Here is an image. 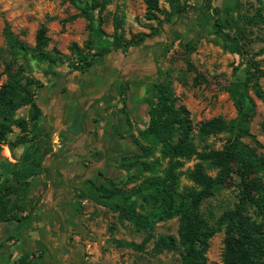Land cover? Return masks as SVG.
Returning a JSON list of instances; mask_svg holds the SVG:
<instances>
[{
    "label": "rangeland",
    "instance_id": "obj_1",
    "mask_svg": "<svg viewBox=\"0 0 264 264\" xmlns=\"http://www.w3.org/2000/svg\"><path fill=\"white\" fill-rule=\"evenodd\" d=\"M73 1L82 4L100 0ZM177 1L184 8L178 14L165 0H157L160 9L156 13L157 19H147L143 0H106L99 12L92 10L97 25L91 36V47L86 49L83 44L88 37L87 21L71 0H0V48L5 47L2 34L4 22L8 23L18 40L29 46L34 45L35 31L43 25L47 37L46 49H54L60 55L55 62L37 59L29 53L24 59H17L24 67V75L31 79L29 88L35 95L42 89H48V86L59 88L63 85L65 88L76 76L81 86L90 83L83 95L78 96L83 107L89 103L83 113L80 112L87 118L86 132L80 136V145L74 150L69 147L66 154L75 157L76 164L71 169V175H77L68 180L67 192L55 194L52 199H46L50 188L46 183L31 191L32 197L26 204L31 226L19 238L4 239L9 232L8 224L0 223V264H25L27 261L32 264L40 250L44 251L48 264H179L176 252L152 249L156 235L176 236V217L155 223L151 232L153 237L140 244L145 233L136 230L129 222L119 220L116 212L81 198H76L81 204L79 213H73L67 204L75 199L78 181L91 176L95 169H100L101 176L110 177L122 190L130 189L147 175L140 171L138 161L143 158L127 166L131 161L128 158L121 165L119 159L112 156V146L115 139L125 144L131 142V136L138 143L147 144L146 111L154 103L155 96L152 83L169 81L176 104H182L187 109L195 126L199 121L214 116L225 120L232 118L235 115L229 95L232 85L243 80L244 67L249 62L264 69V24L254 23L251 17L256 11L264 12V0H238L236 9L230 12L233 26L223 32L234 38L236 43L214 34L210 19L199 13L207 3L210 7L219 8L222 0ZM207 13L211 14V9ZM114 18L120 21L118 31L123 39L150 30H157L158 34L125 51L111 50L103 58H96L95 66L85 74L78 73L72 68L78 59L71 44L75 43L86 55L107 45L106 39L112 34ZM1 72L0 59V83L5 80V74ZM257 82L264 90V78L259 77ZM61 93L64 95L66 92L62 90ZM244 99L254 104L248 130L259 145L255 146L248 137L239 140L254 148L255 153L264 159V134L260 129V123L264 121V103L252 94L249 83ZM106 100L110 109L106 112L112 117V122L103 133L97 134L95 128L92 141L87 142L91 131L89 123L93 124V120L88 121L95 109H104L99 104H104ZM98 101L101 102L98 104ZM227 136L226 132L217 133L203 142L194 140V145L197 150L203 145L218 149ZM137 150L134 145L130 148L126 145L121 153ZM180 161L179 188L191 185L185 172L198 158L194 154ZM206 172L209 175L214 173L207 169ZM261 178L264 182V175ZM12 182L13 177L3 179L0 187ZM237 183L238 179L233 176L230 184L208 198L201 209L216 215L232 207L239 193ZM58 195L64 199L58 201ZM60 202H63L62 207ZM247 212L255 217L251 207ZM261 222L264 234V216ZM222 239V230L208 239L205 251L208 262L220 264ZM27 248L34 253L23 259L21 255Z\"/></svg>",
    "mask_w": 264,
    "mask_h": 264
},
{
    "label": "trees",
    "instance_id": "obj_2",
    "mask_svg": "<svg viewBox=\"0 0 264 264\" xmlns=\"http://www.w3.org/2000/svg\"><path fill=\"white\" fill-rule=\"evenodd\" d=\"M106 0L84 2L71 0L87 21L88 37L84 48L90 49L91 36L96 27L92 10L103 8ZM175 13L184 8L177 0H165ZM145 17L157 19L160 9L157 0H143ZM238 0H222L219 8L206 4L200 15L210 19L213 33L224 40L235 42L224 29L231 28L230 12L234 11ZM211 9L212 13H207ZM254 23L264 24V12L252 14ZM208 20V19H207ZM120 21L114 18L112 34L107 37V45L93 51L90 55L81 53L75 43L71 48L77 53L76 65L72 67L78 72H86L95 66V59L103 58L111 50L125 51L130 46H138L150 36L158 34L157 30L148 33L139 32L130 38L123 39L118 31ZM5 47L0 48L2 74L5 80L0 83V144L6 141V134L16 126L20 131L26 129L29 122L37 119L40 110L34 100V93L29 88L31 79L24 75V67L17 62L26 54L55 62L60 59L54 49H46L47 37L45 27L39 25L34 35V45L29 46L18 40L10 31L7 22L2 28ZM242 81L232 85L229 95L235 108V115L227 120L214 116L192 125L187 109L176 104L170 82L163 80L152 83L155 90L154 103L146 111L147 137L146 145L138 143L131 136L132 145L137 151L121 153L123 144L114 140L113 158L121 162L130 159L127 166L139 160L140 171L146 172L143 179L128 190L117 187L108 176H101L100 169H95L89 177H84L77 184L75 199L68 201L73 213H79L81 204L76 198L87 199L114 212L119 220L129 222L136 230L145 233L140 244L152 238L155 223L176 217V236L158 234L153 238L152 249L157 252L173 251L179 255V264H216L208 262L205 251L208 239L217 231H223L220 264H264V234L261 219L264 216V159L257 155L254 148L240 142V138L248 137L254 145L259 143L248 130V121L253 114L254 104L245 101L244 95L249 83L252 94L264 103V90L258 84L259 77L264 78V69L254 62L244 67ZM28 105V120L14 117V111L20 106ZM264 134V121L260 123ZM226 132L227 139L221 148H210L205 145L197 150L194 140L203 142L208 136ZM197 155L198 161L185 172L191 185L179 188V167L181 158ZM109 159H107L108 161ZM122 160V161H121ZM131 162V163H130ZM122 165V164H121ZM207 170H213L209 175ZM235 176L238 179L239 193L232 207L221 210L214 215L205 213L202 204L220 188L230 184ZM13 182L0 187V223L12 225L4 239L19 238L21 229L30 227L31 218L25 210L30 201L31 191L36 188L35 179L26 180L25 173H15ZM252 208L255 217L248 213ZM258 217V218H256ZM34 250L27 248L21 258L25 259ZM27 261L25 264H30ZM32 264H48L44 259V251H39Z\"/></svg>",
    "mask_w": 264,
    "mask_h": 264
},
{
    "label": "crops",
    "instance_id": "obj_3",
    "mask_svg": "<svg viewBox=\"0 0 264 264\" xmlns=\"http://www.w3.org/2000/svg\"><path fill=\"white\" fill-rule=\"evenodd\" d=\"M111 70L115 72L114 69ZM80 74H85V72ZM77 79V76L72 77L71 85L65 88L63 85L59 88L48 86V89H42L34 95V100L40 110L37 119L29 122L23 131L12 126L11 131L6 134V141L0 144V181L12 178L15 173H25L26 180L35 179L37 181L36 187L45 183L48 187L50 186L46 199H52L55 194L67 192L68 180L77 175L76 173L71 175V169L76 163L74 162L75 157L66 155L67 150L69 147L74 150L80 145V136H84L87 124V118L80 112L89 105L88 103L83 107L78 96L83 95L90 83L83 85L84 88L77 82ZM62 90L66 92L64 95L61 93ZM100 102L98 101V104ZM107 103V100L104 104L100 103L99 105L104 106V109L101 111L95 109L94 115L92 114L93 116L89 119L88 122L93 120V124L89 123L91 131L90 139H86L87 142L92 141L91 135L95 128L96 133L100 134L111 124L112 117L108 116L110 109ZM28 108V105L20 106L14 111V117L28 120ZM120 119L123 120L121 116ZM61 196L58 195V201L64 199ZM62 205L63 202H60V207ZM25 213H27L26 207L20 214ZM11 228L12 225L8 224V230ZM28 228L21 229L20 235Z\"/></svg>",
    "mask_w": 264,
    "mask_h": 264
},
{
    "label": "flooded vegetation",
    "instance_id": "obj_4",
    "mask_svg": "<svg viewBox=\"0 0 264 264\" xmlns=\"http://www.w3.org/2000/svg\"><path fill=\"white\" fill-rule=\"evenodd\" d=\"M123 144V146H126L127 145V147H132V143L131 142H129V143H127V144H125V143H122Z\"/></svg>",
    "mask_w": 264,
    "mask_h": 264
}]
</instances>
